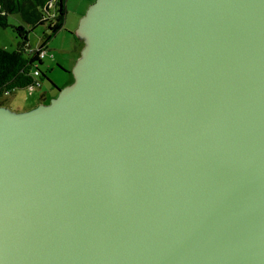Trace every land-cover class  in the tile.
Masks as SVG:
<instances>
[{"label":"water","instance_id":"obj_1","mask_svg":"<svg viewBox=\"0 0 264 264\" xmlns=\"http://www.w3.org/2000/svg\"><path fill=\"white\" fill-rule=\"evenodd\" d=\"M72 81L0 105V264H264V0H94Z\"/></svg>","mask_w":264,"mask_h":264},{"label":"rangeland","instance_id":"obj_2","mask_svg":"<svg viewBox=\"0 0 264 264\" xmlns=\"http://www.w3.org/2000/svg\"><path fill=\"white\" fill-rule=\"evenodd\" d=\"M93 1L66 0L64 24L47 42L46 55L40 65V68L46 71L48 78L38 79L37 85L15 89L0 100V105L15 111L26 110L37 104L47 103L52 96L56 95L57 88H62L72 81L71 69L82 47L80 40L74 37V31L79 19ZM8 22L9 26H0V46L7 50H13L16 48L19 38L12 26L23 24L25 28L31 27L24 24L18 14H10ZM47 31L46 24L34 26L28 34L30 48L38 47L43 34Z\"/></svg>","mask_w":264,"mask_h":264},{"label":"trees","instance_id":"obj_3","mask_svg":"<svg viewBox=\"0 0 264 264\" xmlns=\"http://www.w3.org/2000/svg\"><path fill=\"white\" fill-rule=\"evenodd\" d=\"M65 2L66 0H0L1 27L10 25V14H18L21 21L31 27L25 28L23 24L12 26L19 38L16 48L7 50L0 46V100L17 88L31 87L38 84V79L48 78L46 71L40 68L43 57L39 53L63 26ZM38 24H46L48 31L43 34L38 47L32 49L28 44V34ZM80 42L82 45V41Z\"/></svg>","mask_w":264,"mask_h":264},{"label":"built area","instance_id":"obj_4","mask_svg":"<svg viewBox=\"0 0 264 264\" xmlns=\"http://www.w3.org/2000/svg\"><path fill=\"white\" fill-rule=\"evenodd\" d=\"M39 55H40V57L44 58V56L46 55V50L45 49L41 50ZM34 74L37 75V71L36 70H34Z\"/></svg>","mask_w":264,"mask_h":264},{"label":"crops","instance_id":"obj_5","mask_svg":"<svg viewBox=\"0 0 264 264\" xmlns=\"http://www.w3.org/2000/svg\"><path fill=\"white\" fill-rule=\"evenodd\" d=\"M79 56V55H78Z\"/></svg>","mask_w":264,"mask_h":264},{"label":"flooded vegetation","instance_id":"obj_6","mask_svg":"<svg viewBox=\"0 0 264 264\" xmlns=\"http://www.w3.org/2000/svg\"><path fill=\"white\" fill-rule=\"evenodd\" d=\"M45 103V102H44Z\"/></svg>","mask_w":264,"mask_h":264}]
</instances>
